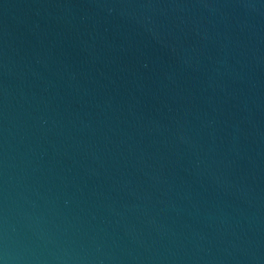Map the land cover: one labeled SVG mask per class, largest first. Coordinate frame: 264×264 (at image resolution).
Returning a JSON list of instances; mask_svg holds the SVG:
<instances>
[{"label": "water", "instance_id": "95a60500", "mask_svg": "<svg viewBox=\"0 0 264 264\" xmlns=\"http://www.w3.org/2000/svg\"><path fill=\"white\" fill-rule=\"evenodd\" d=\"M0 264H264V0H0Z\"/></svg>", "mask_w": 264, "mask_h": 264}]
</instances>
